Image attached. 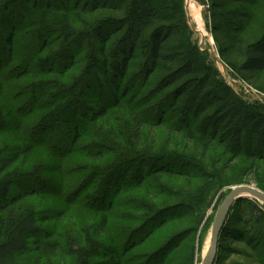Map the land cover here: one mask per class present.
<instances>
[{
  "label": "rangeland",
  "instance_id": "rangeland-1",
  "mask_svg": "<svg viewBox=\"0 0 264 264\" xmlns=\"http://www.w3.org/2000/svg\"><path fill=\"white\" fill-rule=\"evenodd\" d=\"M189 2L194 4L195 15L189 12ZM96 3L97 8L94 0H0V60L3 59L0 74L4 78L0 108L15 117V120L8 119L7 128L0 136V150L26 146L30 136L27 133L33 128L30 139L36 137L59 145L77 140L74 134L76 125L80 134L73 152H67V149L60 155H54L39 144L33 147L26 162L19 161L22 180L17 184L34 186L39 191L35 196L24 198L17 207L52 214L54 219L43 227L53 233L52 240L59 239L66 245L67 235L72 229L88 235L100 220V215L91 214L85 207L69 205L66 197L70 194L73 199H77L79 194L87 196L96 184L89 186L92 172L96 167L109 166L106 169L113 168L114 172L108 177L107 190L112 188V184L113 188L116 185L129 188L120 194L114 209L108 213L110 232L101 236L103 246L117 247L119 252L125 248L128 237L140 238L146 231L152 230V236L144 245L130 250L128 261L123 264H201L210 245L218 208L230 190L235 186L251 185L264 191V140L252 138L247 130L241 132L240 143L236 140L233 142L228 134L230 131L223 133V130L234 117L220 114L221 108L218 106L203 103L194 118L184 113L185 109L182 112L177 110L186 96L178 100L176 97L185 85L209 75L213 82L218 79L230 86L247 107L258 108V113H262L263 109L257 106L264 107V72L254 74L242 70L245 59L237 56L232 39H243L244 47H247L264 34V0H184L189 43L196 47L203 67L209 68L210 72L197 73L195 76L186 74L181 62L183 55L180 53L183 50L180 34L174 31L168 39L167 49L169 53L172 50L175 52L172 53L175 60L161 63L149 78L145 77L152 67L143 49L138 47L135 52L138 57L131 63V75L119 86L120 98L125 97L122 100L124 109L110 108L109 120L91 123L83 115L85 107L93 108L111 101L110 93L102 85L101 64L96 62L103 61L97 50L100 47L97 35L112 33L106 51L108 54L113 51L120 55L123 39L132 32V42L137 29L134 25L131 30L132 20L127 22L126 13L121 10L127 4L122 5L118 0H97ZM41 11L46 13L48 26L58 23L54 19L68 22L76 35L66 43H61L54 30L47 36L51 39L46 44L49 48L39 50L40 44L44 43L35 38L38 30L35 29L39 27L35 21ZM26 15L32 17L31 26L18 32L14 60L6 65L7 32L13 24L18 26L17 22ZM228 20L242 26L243 32L234 34L228 27ZM155 25L171 32L170 22L158 21ZM42 29L44 27L39 28ZM151 31L152 27L145 29V35L148 36ZM83 34L86 37L78 45L76 40ZM62 49H67L74 58V63L68 65L67 71H63L65 67L61 63L58 70L52 72L36 71L34 63L38 58L48 56L52 59ZM24 66L32 67L36 72H31L25 78L11 80L10 71L16 72L18 68L22 70ZM197 67L194 69L199 70ZM76 83L80 85L78 89L74 88ZM32 87L38 88V94L31 91ZM208 89V85L203 86V91ZM74 97H77L78 106L74 111L70 109L72 118L68 123L62 124L60 120L52 130L40 134L36 132L38 124L54 119L58 108ZM131 105L151 124V127L144 126L141 141L137 142L131 133L132 128H136V122L128 113ZM161 115H164L161 120H165V124L156 127ZM217 116L223 117L219 128L215 129L211 123ZM236 127H241V121H236ZM191 130L198 136H202L206 130L209 133L207 145L191 138L194 135L189 133ZM129 148L142 158L126 159L124 153ZM84 149L96 154L101 152L103 156L100 160L91 159L82 152ZM140 159L145 162L161 160L162 164L171 167V173L155 176L146 174ZM135 162L136 169H133L132 164ZM135 170L137 173L140 170L138 176ZM139 177H143L141 186L135 183ZM38 178L45 185L38 184ZM130 183H133L131 188ZM204 185L214 187L207 197L198 202ZM42 188L45 189L41 191ZM63 188L67 192L71 191L65 197L61 196V192H65ZM242 197H246V200L238 204L234 202L226 217L223 230L227 228L229 231L221 232L218 243L220 249L213 264H264V253H259L263 239L248 227L252 224V218L256 220L258 217L264 228V202L249 195ZM161 221H165V226L154 228ZM96 258L92 264H105ZM76 260V256L65 257L60 253L51 256L49 253L31 251L17 257L16 263L74 264Z\"/></svg>",
  "mask_w": 264,
  "mask_h": 264
},
{
  "label": "trees",
  "instance_id": "trees-1",
  "mask_svg": "<svg viewBox=\"0 0 264 264\" xmlns=\"http://www.w3.org/2000/svg\"><path fill=\"white\" fill-rule=\"evenodd\" d=\"M118 1H121L122 5L127 4L126 7H122L121 10L125 11L127 22L132 20L131 30H133L134 25L137 26L135 39H133L132 42L130 41V33H132L130 32L122 41L123 45L121 46L120 55H117L113 51L112 54H108L106 49L107 44L111 40L112 33L110 34V32H103L105 34H102L101 36L97 33V37L100 41V47L97 50L100 51L102 57L101 60L103 61L96 60V62H100L101 64L100 77L102 85L110 93V100L113 101V103H111V101H107L93 108L85 107L83 115H85V117H87L91 123H98L101 120H109L108 110L110 108H118L122 110L124 109L125 104L123 101L125 97H122V99L120 98L118 94L120 90L119 86L131 75V63L133 59H136L138 57V55L135 53L138 47L141 50L143 49V54L144 56L149 58L152 67L147 72L145 77L149 78L152 72H154L161 63L167 64L166 62L175 60L172 55V53L175 52H173L172 50L171 53H169L170 50L167 49L168 39L174 31L180 34V45H182L183 50V52L180 53V55H183V57L181 58V62L182 67L184 66L185 68L184 70L186 74L195 76V74L197 75V73L202 74L204 72L207 74L210 72L209 68L203 67L204 65L199 59V52L197 51L196 47H193L189 43V35L187 37L189 24L186 17V11L184 9V0ZM96 2L97 0H94L95 8H97ZM13 11L14 10L11 11V16L14 15ZM54 20L58 23L55 24V26H48L46 13L44 11H41L39 18L35 21V24L39 26L35 29V31L38 29L36 31L35 38L37 37L36 39L39 40V42L41 41V43H44L43 45L40 44L39 50L45 51L49 48L46 44H49L47 42L51 39L47 38V36L51 35L54 30H56L57 38L61 41V43H66L76 35V31L73 29L70 23H63L57 19ZM31 21V15H26V17L22 18L20 22H17L19 24L18 26L13 24L8 30L5 40V50L7 57L4 58V63L6 65L7 62L12 63L14 60V50L17 47L18 32L24 31L21 30L22 28H29L32 23ZM158 21L170 22L171 32H168L166 31V29H161L156 26L155 23ZM184 26H186V28ZM40 27H44V29L39 30ZM149 27H152V31L148 36H146L145 29ZM228 27L230 30H232V32H234V34H241L244 30L242 26L240 27L234 24L231 20H228ZM32 36L34 35L32 34ZM85 37L86 35H81L79 39L76 40L77 44L81 45ZM232 40L237 56L245 59L242 70L254 74L264 72V34L261 35L255 42L247 45V47H244L245 44L243 42V39L239 37H234ZM176 58H178V56ZM68 59L70 60L68 61ZM65 61L67 63H65ZM2 62L3 59L0 60V66ZM60 63L65 67L63 71H67V68H69L68 65L70 63H74V58L69 55L67 49H62L55 53L52 59L48 56L38 58V60H36L34 64L36 67V71H43L47 73L59 68L58 65ZM196 66H198L197 69L199 70L194 69ZM201 67H203V69H200ZM22 68V70L21 68H18L16 72L10 71V73L12 74L10 77L11 80L16 78H25L31 72H36L32 70V67L29 66H24ZM0 81L1 97L3 91L2 83L4 82V78L3 76H1V74ZM204 85L209 86V89L207 91H203ZM79 87V83H76L74 85L75 89H78ZM197 89L198 94L196 95ZM31 91L35 94H38L36 93L38 91V88L35 89L32 87ZM184 96H186V98L182 101L181 104L178 105L179 107L177 110L179 112H182V109H185L183 110L184 113L190 114L191 116L196 118L195 116H197L200 105L204 103L209 104V106L220 107V114L222 115L234 117L235 119H231V123H229L223 130V133H225L226 130L230 131L228 134L233 142H235L236 140L237 143H240L241 132L247 130L250 131L252 138L264 140V107L261 105L257 106L263 109H261L262 113H258V108L253 109L251 107H247V105L244 104L232 92L230 86L226 85L222 80L217 79V81L213 82L208 75V77H206L205 79H200L196 82L185 85L182 89L179 90V94L177 95L176 100ZM69 99L65 102L62 108H58V111H56V116L53 117L54 119L50 118V120H47L45 123L43 121L38 124V128L36 129V132L39 131L38 134L47 132V130L49 129L52 130V128L55 126V123L60 120L62 124L68 123V121L72 118L70 115V111H74L78 106L77 97H74L71 100ZM169 110H171V108ZM128 113L136 122V128H132L131 131L132 137L136 142L141 141V130L145 125L151 127V124L146 122L140 115L141 113L132 108V105L128 108ZM222 117L220 118L219 116H217V118L212 121L211 126L214 125L215 129L219 128L218 124L222 121ZM162 118H164V115L160 116L159 122L156 127H162L165 124V120H161ZM8 119L15 120V117L11 112L5 113L2 108H0V136L2 132L7 128ZM238 120L241 121V127L239 128L236 127V121ZM75 127L76 131L74 134L76 135V138L78 140L80 138V134L79 132H77V125ZM33 131L34 128L29 132L27 131V134H30V136L28 137L29 144H27L26 146L14 150H0V264H17V257H20L31 251L39 253H49L51 256H56L58 253L65 257L76 256L77 260L74 264H92L96 257L103 260L102 262H105V264H123L124 262H127V254H129L130 250L137 248V246L139 245H144L153 233L152 230H148L149 232L146 231L143 235H141L140 238H135V236L132 237L133 239H130L131 237H128L125 242V248L123 250H120L119 252L117 250V247L105 248L101 243V236L110 232L108 213H110L114 209L115 203L120 194L127 192L128 190L126 188H129L120 187L122 185H116L115 188H113L114 185L112 184L111 187L113 189L110 187L111 189L107 190L106 185L109 184L107 180L111 172H114L113 168L108 170L106 168H108L109 166L95 168V170L91 174L89 186H91L95 182L96 184L92 187L91 192L87 196L79 194L77 199H73L72 194H70L66 197L67 203L69 205H79L81 207L89 209L91 214L100 215L99 223L92 228V232L89 231L88 235H83L81 231L75 228L72 229L67 235L66 245H64L59 239L52 240L53 233H50L43 227L45 223L54 219L52 214L36 212L35 210L30 208L17 207V205L24 198L35 196L39 191V189L35 188L34 186L26 187L24 186V183L17 184L22 178V173H20L18 169L19 161L23 160V162H26L32 153L33 147L41 144L44 148L48 149V152L50 154L54 155H60V153L65 152L67 149V152H73L76 150L75 146L77 145V140L72 139L66 145H59L54 143V141L47 143L44 140L36 137L30 139L31 132ZM189 133L194 134L191 136V138H196V140L203 141L207 145V138L209 137V133L206 130L202 136L196 135L194 130H191ZM34 135L36 136V133ZM214 139L215 136L212 140ZM262 144H264V141H262ZM82 152L86 153L88 157L94 160H100L103 156L101 152L96 154L86 149H84ZM124 156H126V159L139 157L138 155H135V151L130 148L125 151ZM57 157L60 159V156ZM139 158L142 157L140 156ZM139 161H142L141 164L144 165L146 174H150L151 176H155L156 174L171 173V167L162 164L161 160L156 159L157 162H145L143 159H140ZM132 167L133 169H136V162L132 164ZM139 173L136 172V175L138 176ZM101 176L103 177L101 178V182H99ZM142 180L143 177H139V180L135 183L138 186H141L143 182ZM36 182L38 184L40 183V185H45L44 181H41V179L39 178ZM132 185L133 183L130 185V188L132 187ZM22 187L23 189H21ZM104 187H106V189H104ZM212 187L214 186L204 185L201 190V195L197 198L198 202L201 201L204 197H207ZM44 189L42 188L41 191H43ZM96 190L97 193H95ZM63 191H65L64 188ZM70 192H61V196L65 197V195L69 194ZM244 198L246 197L241 196V198L235 201V204L246 200ZM252 219V224L248 225V227L252 229L257 237H259L261 240L263 239L264 242V228L262 227V224H260L262 223V221L260 222L258 217L256 218V220L255 218ZM165 224V221H161L159 222L158 226L154 228L160 229L164 227ZM226 229H224L222 233H224ZM228 231L229 230H226V232ZM222 233L220 234L219 241ZM129 239L132 241H130ZM260 248L261 250L259 251V253H264V243L260 244Z\"/></svg>",
  "mask_w": 264,
  "mask_h": 264
},
{
  "label": "water",
  "instance_id": "water-1",
  "mask_svg": "<svg viewBox=\"0 0 264 264\" xmlns=\"http://www.w3.org/2000/svg\"><path fill=\"white\" fill-rule=\"evenodd\" d=\"M247 194L264 202V191L251 185H240L233 187L222 201L212 226L210 246L201 264H213L218 251L219 236L225 226L226 217L233 203Z\"/></svg>",
  "mask_w": 264,
  "mask_h": 264
},
{
  "label": "bare ground",
  "instance_id": "bare-ground-1",
  "mask_svg": "<svg viewBox=\"0 0 264 264\" xmlns=\"http://www.w3.org/2000/svg\"><path fill=\"white\" fill-rule=\"evenodd\" d=\"M190 1V0H189ZM194 7V4H192V2H189L188 3V8H189V12H190V14H192V15H195V8H193ZM243 195H247V194H242V196ZM225 198V197H224ZM224 200V199H223ZM222 200V201H223ZM259 200V199H258ZM261 201V200H260ZM222 203V202H221ZM220 207V206H219ZM219 209V208H218ZM211 236H212V231H211ZM211 242V241H210ZM210 246V245H209ZM208 251V250H207ZM205 252H206V250H205ZM205 254V253H204Z\"/></svg>",
  "mask_w": 264,
  "mask_h": 264
}]
</instances>
